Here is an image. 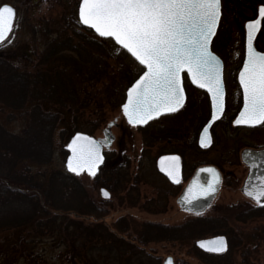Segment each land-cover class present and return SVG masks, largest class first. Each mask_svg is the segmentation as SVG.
I'll return each mask as SVG.
<instances>
[{"label": "rangeland", "instance_id": "1", "mask_svg": "<svg viewBox=\"0 0 264 264\" xmlns=\"http://www.w3.org/2000/svg\"><path fill=\"white\" fill-rule=\"evenodd\" d=\"M221 1L220 24L212 42V49L225 58L228 83L234 87L236 85V79L233 76L235 68L238 67L244 55V24L257 14L258 5L264 4V0ZM64 2L65 0H0V5L11 3L17 8L14 28L9 37L0 43V55L13 57V60L21 65L31 58H36L35 53L43 47L46 38L41 31L50 29L65 8L68 9L67 3L64 4ZM69 2L73 4L74 0H69ZM34 30L36 32H33ZM259 39L261 47L264 48V21ZM240 49L242 57L238 60L237 55ZM143 68L140 63L132 62V73L134 69L142 71ZM185 85L188 98L183 108L173 114L153 119L145 125L128 122L122 112L120 102L105 106V120L91 134L96 137L103 136V129L107 124L116 120L111 127L114 142L110 148L105 150L108 156L105 166L111 168L128 160L129 178L119 191H115L107 185L97 183L94 176L86 173L78 175L89 191L92 206L107 211L102 220H97L93 216L84 217L85 223L94 220L101 221V225L95 230L79 234L75 241L79 250L78 256L73 255L74 247L69 241L70 238L66 241L64 237H55L48 231L37 233L30 231L29 226H22L0 230V264H76V262L77 264L84 262L85 264H97L98 262L111 264L112 261L105 262L104 260L106 250L102 252V255H98L101 253L98 247L92 248L89 245L92 243L89 242L86 246L84 239L91 234L99 235L100 239L104 240V243L102 241L99 243L110 246L118 238L123 237L128 241V238L134 237L133 231L138 228L137 223L142 221L151 220L165 224L187 221L193 215L192 210L180 205L177 202V196L195 167L202 163H216L224 173L230 174L227 183L221 186L208 207L209 209L204 210L205 214H221L227 212L226 208L232 205L243 207L256 204V201L241 188L248 167L242 160L240 151L245 145H264V123L255 128H235L229 119L223 118L213 126V144L208 148H200L197 144L198 135L211 112L209 111V96L205 90L193 85L189 79H186ZM232 97L233 94L230 98ZM231 103L232 100H230ZM230 108L232 109V105ZM94 109L91 106L85 112L79 110L77 114L80 117L76 125L73 122V115L69 114L67 121L54 130V153L51 161L47 164H30L32 170L46 171L49 174L53 171L68 172L65 163L68 151L65 145L75 131H86L85 127L88 123L85 124V122L96 117L95 111L91 112ZM11 111L15 110L5 107L1 111L3 122L11 130L19 131L25 120L19 113H16L15 120L7 122L6 114ZM81 126L84 127L81 128ZM171 150H177L183 156L185 177L178 190L176 187H170L156 164L159 155ZM101 186L109 188L112 193L111 198L107 199L101 193ZM158 187L164 197L163 205L159 206L161 211L154 212L153 209L156 207L153 205L150 206L152 211L142 207L144 203L158 195ZM79 200L69 198L65 206H80L88 209V206H83V203L87 204V201L79 202ZM8 214L14 216L18 212ZM228 214L230 213L227 212V230H220L218 233L207 234L199 238L224 234L229 243L234 244L232 252L234 257L240 261L239 264H264V216L239 221ZM118 225H126L128 230L121 232ZM128 250H125L123 254L125 258L123 264H138L135 262L136 257L131 256ZM145 250L153 256L149 258V261L148 258H143L146 264H162L163 258L168 255H172L177 260L183 259L187 264H208L196 257L191 252L190 245L185 242H151L145 246ZM129 258L131 261L128 260ZM113 264L119 263L113 262Z\"/></svg>", "mask_w": 264, "mask_h": 264}, {"label": "trees", "instance_id": "2", "mask_svg": "<svg viewBox=\"0 0 264 264\" xmlns=\"http://www.w3.org/2000/svg\"><path fill=\"white\" fill-rule=\"evenodd\" d=\"M66 3L68 9L65 8L53 26L41 31L46 38L43 47L35 53L36 58L21 65L13 57L0 55V230L29 226L30 231H48L55 237H64L66 241L70 238L76 257L79 250L75 241L79 234L101 225V221L94 220L85 223L84 217L102 220L107 211L92 206L89 191L78 175L64 171L50 174L33 171L30 164L51 161L54 130L67 121L69 114L73 115L76 125L80 117L78 111L85 112L93 106L95 109L91 112L95 111L96 117L85 122L88 123L85 130L93 133L105 120V106L123 103L127 87L141 70L134 69L132 73V62L139 64L138 61L113 38L98 35L80 21V0H74L73 4L65 0ZM5 107L15 110L6 114L7 122L15 120L16 113L23 117L25 123L21 130L13 131L3 122L1 111ZM126 161L111 168L105 163L94 176L96 182L119 191L129 178ZM162 195L159 190L158 195L142 207L151 210L153 205L156 207L154 212L161 211ZM69 198L87 201L88 205L83 203V206H88V209L65 206ZM226 209L229 216L239 221L264 216V203L243 207L232 205ZM9 212L18 214L11 216ZM227 212L217 215L197 213L176 224L142 221L137 223L134 237L128 241L121 237L106 246L99 243H104L99 235L91 234L84 239V244L92 243L89 244L92 248L98 247L101 252L98 255L106 250L104 260L112 261L111 264H123V254L127 249L131 256L136 257L135 262L146 264L143 258L149 261L153 257L145 250L147 244L176 241L188 243L191 252L208 264H239L233 255L232 243L221 253L204 251L196 245L199 237L227 230ZM118 229L121 232L128 230L126 225H118ZM128 260L131 261L130 258ZM177 264L187 263L178 259Z\"/></svg>", "mask_w": 264, "mask_h": 264}, {"label": "snow or ice", "instance_id": "3", "mask_svg": "<svg viewBox=\"0 0 264 264\" xmlns=\"http://www.w3.org/2000/svg\"><path fill=\"white\" fill-rule=\"evenodd\" d=\"M221 15V0H80L79 19L103 37L114 38L143 66L142 74L128 89L124 114L132 124H145L162 112H172L185 100L183 73L208 90L212 98V119L223 112L225 89L222 62L211 50L210 41L215 34ZM15 9L5 3L0 6V40L12 29ZM264 21V4L258 7V17L247 21V56L239 72L243 87V107L236 124L255 125L264 122V51L253 44L254 36ZM208 128H204L201 143H210ZM72 155L68 168L75 173L85 169L96 174L102 161L100 142L84 133H77L68 145ZM165 159L164 157L161 158ZM172 163L165 171L173 180L179 178V157L167 158ZM213 180L199 186L200 195L215 192L219 173L214 168ZM262 183L246 188L247 194L264 203V177ZM199 184L193 180L188 192ZM104 195H109L107 191ZM203 247L220 252L227 247L224 237L211 242L200 241ZM167 264H173L169 258Z\"/></svg>", "mask_w": 264, "mask_h": 264}, {"label": "water", "instance_id": "4", "mask_svg": "<svg viewBox=\"0 0 264 264\" xmlns=\"http://www.w3.org/2000/svg\"><path fill=\"white\" fill-rule=\"evenodd\" d=\"M5 3H2L0 6H3ZM7 4H9L10 6H12V7H14V9H15V18H14V21H13V27H12V29L5 35V37H4V39L3 40H0V43L1 42H3L6 38H8V36L11 34V32H12V30H13V28H14V24H15V21H16V17H17V8L13 5V4H11V3H7ZM80 4V3H79ZM221 9H222V7H221ZM78 16H79V7H78ZM220 17H221V15H220ZM220 20V19H219ZM218 24H219V22H218ZM87 26H89V25H87ZM90 27V26H89ZM217 27H218V25H217ZM94 31H95V29H94ZM216 31H217V29H216ZM96 32V31H95ZM97 33V32H96ZM216 33V32H215ZM97 34H99V33H97ZM100 35V34H99ZM215 35V34H214ZM214 35L212 36V38H211V41H210V48H211V50H212V47H211V42H212V39H213V37H214ZM114 39V38H113ZM118 43V42H117ZM254 44V43H253ZM213 51V50H212ZM214 52V51H213ZM215 53V52H214ZM131 54V53H130ZM216 54V53H215ZM132 55V54H131ZM217 55V54H216ZM218 56V55H217ZM134 57V56H133ZM219 57V56H218ZM135 58V57H134ZM220 58V57H219ZM136 59V58H135ZM220 60H221V62H222V79H223V60L220 58ZM144 70V69H143ZM186 71V70H185ZM143 72V71H142ZM142 72L140 73V75L142 74ZM187 72V71H186ZM188 74V73H187ZM139 75V76H140ZM183 75V86H184V90H185V85H184V73L182 74ZM139 76L136 78V79H138L139 78ZM188 77H189V79H190V81L194 84V85H196V86H199V87H201L200 85H198V84H196V83H194L192 80H191V77H190V74H188ZM136 79L128 86V88L126 89V97H125V100H124V102L121 104V109H122V112L124 113V111H123V104L124 103H126L127 102V97H128V89L132 86V84L133 83H135V81H136ZM202 88V87H201ZM203 89H205V88H203ZM207 92H208V90L207 89H205ZM208 94H209V96H210V98H211V94L208 92ZM186 98H187V94H186V90H185V100H184V103H185V101H186ZM183 103V104H184ZM211 103H212V98H211ZM224 104H225V97H224ZM183 106V105H182ZM181 106V107H182ZM181 107H179L178 109H180ZM178 109H176L175 111H177ZM214 111V109H213V106H212V112ZM172 112H174V111H172ZM166 113H170V112H162L159 116H161V115H163V114H166ZM125 115V114H124ZM222 115V113H220V114H218L217 115V118L215 119V120H213L212 119V115H211V117H210V119L206 122V124L203 126V128H202V130H201V132H200V136H199V144L201 145V147H203V148H207V147H209L210 146V144H211V142H212V136H211V125H212V123L213 122H215L218 118H220V116ZM159 116H153L150 120H152V119H154V118H156V117H159ZM238 116H239V114H238ZM237 116V117H238ZM125 117H126V119H127V116L125 115ZM236 117V118H237ZM150 120H148V122L150 121ZM236 120V119H235ZM127 121H128V119H127ZM129 122V121H128ZM147 122V123H148ZM116 123V120H112V121H110L108 124H107V126L103 129V136H99V137H96L94 134H91V133H89V132H86V131H82V130H77V131H75L74 132V134H72L71 135V137H70V139L68 140V142L66 143V145H65V148L67 149V151H68V155H67V158H66V168H67V170L69 171V172H72L69 168H68V166H67V160H68V158L72 155V150L68 147V145L69 144H71L72 143V140H73V138H75L76 137V134L77 133H84L85 135H87V136H91L93 139H95L96 141H98V142H100V148H101V154H102V156H103V159H102V161L97 165V170H96V174L97 173H99V171H100V169H101V167H102V165L104 164V162H105V159H106V155H105V149L106 148H110L111 147V145L113 144V142H114V135H113V133H112V131H111V127L114 125ZM131 123V122H130ZM147 123H145V124H147ZM132 124V123H131ZM137 125H144V124H137ZM205 127H207L208 128V134H209V137H210V143H205V144H202L201 143V137H202V135L204 134V128ZM249 152H255V153H257V155H260V156H264V149H260V150H256V151H254L253 149H250V148H248V149H246V150H244V153H243V155L245 156V154L246 153H249ZM172 156H178L179 157V161H178V165H179V178H178V180H173L172 179V177H170L169 175H168V172L167 171H165V167H163V166H168L170 163H172L169 159H167V158H169V157H172ZM162 157H164L165 159H161ZM163 165V166H162ZM157 167H158V169L161 171V172H163L172 182H175V183H179L180 181H181V179H182V160H181V156L178 154V153H165V154H162V155H160L159 157H158V159H157ZM208 168H214L218 173H219V177H220V180H219V182L218 183H216L215 184V188H216V191L215 192H210L208 195H200V193H199V186L200 185H206L209 181H212L213 180V174L211 173V172H207V171H202V169H208ZM87 173V174H90V175H92L91 173H89L86 169L83 171V172H79V173H75V172H72V173H74V174H77V175H80V174H82V173ZM197 177H199V184L198 185H196L195 187H193V191H192V193H189L188 192V189H189V186L190 185H192L193 184V180L194 179H196ZM203 179L205 180L204 182H203ZM221 180H222V175H221V172H220V170H219V168L217 167V166H215V165H213V164H203V165H200L198 168H197V170H196V172H195V174L193 175V177L191 178V180L189 181V183L187 184V186L185 187V189H184V191H183V193L181 194V196H180V198H179V200L183 203V201H184V199L185 198H187L188 199V201H194V200H198V199H201L202 198V201H201V204L199 205V206H197V207H195L194 209L193 208H190V207H187V206H185L184 205V207H186L187 209H190V210H192V211H194V212H203L210 204H211V202H212V200H213V198L215 197V195H216V193H217V191H218V189H219V186H220V183H221ZM100 191H101V193L104 195V192L105 191H107L108 193H109V195H104L105 197H107V198H110L111 197V191L107 188V187H101V189H100ZM183 205V204H182ZM218 237H224V239H225V242H226V245H227V247L225 248V250L228 248V239H227V236L226 235H223V234H217V235H213V236H210V237H204V238H200V239H198L197 241H196V244H197V246L199 247V248H201V249H203L204 251H210V252H215V253H219V252H217V251H214V250H211V248L210 247H203L201 244H200V241H205V242H211V241H213V240H215V238H218ZM225 250H223V251H225ZM223 251H220V252H223ZM169 258H171L172 259V262H173V264H174V261H173V257L171 256V255H169V256H167L166 258H165V260H164V262H163V264H167V261H168V259Z\"/></svg>", "mask_w": 264, "mask_h": 264}, {"label": "flooded vegetation", "instance_id": "5", "mask_svg": "<svg viewBox=\"0 0 264 264\" xmlns=\"http://www.w3.org/2000/svg\"><path fill=\"white\" fill-rule=\"evenodd\" d=\"M260 5V4H259ZM258 5V7H259ZM258 17V8H257V14L252 17V18H249L248 20L250 19H255ZM247 20V21H248ZM247 21L245 22V38H244V46H243V49H244V55H243V59L241 60L240 64L238 65V67L235 68V74L233 75L235 77V81H236V85L233 87L231 84L228 83V79H227V74H226V61H225V58L220 56L218 53H215L223 60V83H224V89H225V104H224V109H223V112H222V115L220 116V118H218L215 122L212 123L211 125V136H212V142L210 144V146L213 144V140H214V136H213V126L219 122L221 119L223 118H227L229 119L231 122H232V125H234V127H248V128H255L261 124H263L264 122L262 123H259V124H255V125H246V124H236L235 123V119L236 117L238 116L240 110L242 109L243 107V96H242V93H243V87L242 85L240 84V81H239V72L240 70L242 69L243 67V62L244 60L246 59V56H247ZM220 24V22H219ZM219 26V25H218ZM263 28V21H262V24H261V28L259 29V31L255 34L254 36V40H253V43H254V46L257 48V50L259 51H264V48L261 47L260 45V39H259V34L261 32ZM214 39V37H213ZM213 39H212V42H213ZM242 57V52H241V49L239 50V53L237 55V58L238 60H240V58ZM237 69V70H236ZM186 79H187V74L185 73L184 74V81L186 83ZM185 88H186V85H185ZM200 88V87H199ZM202 89V88H201ZM186 93H187V89H186ZM206 93L208 94V92L206 91ZM231 94H233V97L232 99L230 98ZM209 96V94H208ZM187 98H188V95H187ZM230 100H232V103L230 104ZM209 101H210V114L206 120V122L210 119L211 117V114H212V103H211V98L209 96ZM186 103V102H185ZM232 105V109L230 108V105ZM185 105V104H184ZM183 108V107H182ZM181 108V109H182ZM179 111V110H178ZM177 112V111H176ZM175 113V112H173ZM173 113H169V114H173ZM166 115V114H165ZM205 122V124H206ZM204 124V125H205ZM203 125V126H204ZM203 128V127H202ZM202 130V129H201ZM200 130V132H201ZM200 132H199V135H198V146L200 148H203L201 147V145L199 144V136H200ZM209 146V147H210ZM208 148V147H207ZM253 149L254 151L256 150H260V149H264V145L262 146H256V145H245L242 150L240 151V156L242 158V160L244 161V163H246L247 167H248V170H247V173H246V176L244 177V180H243V183H242V186L241 188L243 189V191H246V188H252L253 186H256V185H259L262 183L261 181V178L264 177V156H260V155H257V153L255 152H249V153H246L245 156L243 155L244 153V150L246 149ZM165 153H178L180 156H181V160H182V179L179 183H175V182H172L163 172H160L166 179L167 183L172 185L173 187H176L177 190L179 189L180 185L182 184V182L184 181V163H183V156L181 153H179L177 150H171L170 152H164L162 154H165ZM157 164V162H156ZM202 164H213L215 166H217L221 172V175H222V180H221V183H220V186H219V189L217 191V193L219 192L221 186L224 184V183H227V179L228 177L230 176L229 173H224L223 170L221 169V167L216 164V163H211V162H208V163H202ZM202 164H198L195 169L193 170L192 174L190 175L189 179L187 180V182L183 185L182 189L180 190V193L178 194L177 196V202L182 205L184 207L187 206V207H190V208H195L197 206H199L201 204V201H202V198L201 199H198V200H194V201H188L187 198L184 199L183 203L179 200L181 194L183 193L185 187L187 186V184L189 183V181L191 180V178L193 177V175L195 174L197 168L202 165ZM205 180L203 179V182ZM234 182V181H233ZM216 193V195H217ZM215 195V196H216ZM248 195V194H247ZM249 196V195H248ZM251 197L252 199H254V197L252 196H249ZM264 199V198H262ZM255 200V199H254ZM256 201V200H255ZM256 204H259V202L256 201ZM196 209V208H195ZM192 213H195L194 211H192ZM151 255V254H150ZM169 256V255H168ZM172 256V255H171ZM167 257V256H166ZM163 258V262L165 260V258ZM173 257V256H172ZM173 261H174V264H177L178 260L177 259H174L173 257ZM162 262V264H163ZM150 264V263H149Z\"/></svg>", "mask_w": 264, "mask_h": 264}]
</instances>
